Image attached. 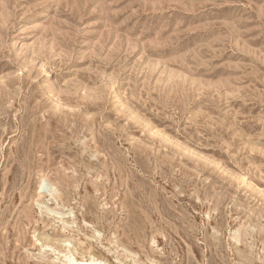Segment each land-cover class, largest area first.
<instances>
[{
    "label": "rangeland",
    "instance_id": "rangeland-1",
    "mask_svg": "<svg viewBox=\"0 0 264 264\" xmlns=\"http://www.w3.org/2000/svg\"><path fill=\"white\" fill-rule=\"evenodd\" d=\"M57 236L264 264V0H0V264Z\"/></svg>",
    "mask_w": 264,
    "mask_h": 264
},
{
    "label": "bare ground",
    "instance_id": "bare-ground-1",
    "mask_svg": "<svg viewBox=\"0 0 264 264\" xmlns=\"http://www.w3.org/2000/svg\"><path fill=\"white\" fill-rule=\"evenodd\" d=\"M42 241H44V245L47 246L49 250L58 255V257L52 261L54 264H122L123 262L117 257H115L114 262H110L103 257H96L89 248L84 247H82L81 260H79L72 254V249H77L74 244L75 242L67 237L57 236L56 238H44V240L42 238ZM54 243H60L65 249L61 250L59 247H54ZM87 255L89 258H87Z\"/></svg>",
    "mask_w": 264,
    "mask_h": 264
}]
</instances>
